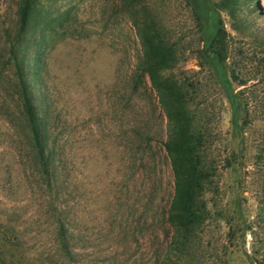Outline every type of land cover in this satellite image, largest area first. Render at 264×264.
I'll list each match as a JSON object with an SVG mask.
<instances>
[{
    "label": "rangeland",
    "instance_id": "374dc122",
    "mask_svg": "<svg viewBox=\"0 0 264 264\" xmlns=\"http://www.w3.org/2000/svg\"><path fill=\"white\" fill-rule=\"evenodd\" d=\"M47 1L44 17L71 10L67 24L82 32L41 49L44 84L35 86L69 156L75 252L68 259L57 251L46 205L26 180L28 153L9 119L18 101L7 34L18 29L19 0H0V264H156L172 235L166 217L175 181L157 92L148 78L137 86L133 79L136 30L119 0ZM211 2L229 34L227 79L248 104L244 134L217 76L201 65L205 45L192 6L151 0L181 50L176 74L202 83L197 101L218 164L206 195L211 217L185 264H264V0L243 3L237 17Z\"/></svg>",
    "mask_w": 264,
    "mask_h": 264
},
{
    "label": "trees",
    "instance_id": "16d2710c",
    "mask_svg": "<svg viewBox=\"0 0 264 264\" xmlns=\"http://www.w3.org/2000/svg\"><path fill=\"white\" fill-rule=\"evenodd\" d=\"M249 1L253 0H220L218 7L237 17L243 3ZM187 2L202 28L205 47L199 51L203 59L201 65L217 76L232 105L234 120L244 134L250 114L248 104H243L242 91H236L227 79L229 34L225 22L211 0ZM117 8L128 14L140 45L138 64L133 74L135 86L141 80H150L168 123L163 145L170 158L175 181L174 196L166 217L172 235L156 264H185L192 255L191 250L201 244L206 223L211 217L206 195L218 170L215 156L211 154L210 133L197 101L203 92L202 83L176 74L181 50L153 14L151 0H119ZM45 9L43 0H19L18 29L7 34L9 61L16 87L14 96L18 101V109L12 111L9 119L22 135L28 153L26 180L46 205V213L54 226L57 251L71 259L75 252V235L66 206L70 189L69 156L65 145L55 135L57 119H53L49 108L41 104L35 86L44 84L39 68L43 60L41 49L43 52L49 50L59 35L82 32L78 27L72 28L67 24L71 10L44 17ZM35 44L39 48L35 56L30 57ZM232 78L244 84L235 70H232ZM136 132L143 134L139 130Z\"/></svg>",
    "mask_w": 264,
    "mask_h": 264
}]
</instances>
